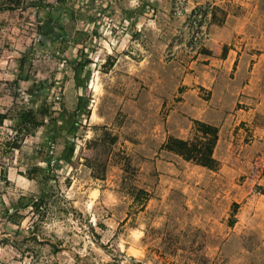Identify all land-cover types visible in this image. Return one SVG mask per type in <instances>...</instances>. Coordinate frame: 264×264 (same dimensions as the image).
I'll use <instances>...</instances> for the list:
<instances>
[{
    "label": "rangeland",
    "instance_id": "1",
    "mask_svg": "<svg viewBox=\"0 0 264 264\" xmlns=\"http://www.w3.org/2000/svg\"><path fill=\"white\" fill-rule=\"evenodd\" d=\"M186 1L197 50L177 0H0V264H264V0Z\"/></svg>",
    "mask_w": 264,
    "mask_h": 264
},
{
    "label": "trees",
    "instance_id": "2",
    "mask_svg": "<svg viewBox=\"0 0 264 264\" xmlns=\"http://www.w3.org/2000/svg\"><path fill=\"white\" fill-rule=\"evenodd\" d=\"M63 1V0H58ZM3 6L0 4V11ZM10 9V7H7ZM41 29H43L41 27ZM42 34H45L42 30ZM63 36L62 34L58 35V39ZM90 61H86L85 63H81L80 69H83ZM78 70V69H77ZM81 71L76 72V76L79 78ZM20 79L26 80V77L23 74L19 75ZM85 105H82L81 108H85ZM8 118V113L0 112V125H3L5 120ZM18 118L26 121H31L35 126H41L35 115V111L33 109H28L23 112L18 113ZM195 131L196 134L194 138L191 139H183L174 136H170L167 141L163 145V149L170 151L178 156H181L186 161H193L198 165L209 169H217L218 161L214 157L216 146L219 142L220 138V129L218 126L201 121H195ZM21 146L18 141H15L11 144V148L19 149ZM258 190L264 194V187H258ZM146 191L141 189L139 191V195L141 198ZM36 200V201H35ZM43 202V199H33L32 205L39 206L40 203ZM17 211L12 213L10 218H14Z\"/></svg>",
    "mask_w": 264,
    "mask_h": 264
},
{
    "label": "built area",
    "instance_id": "3",
    "mask_svg": "<svg viewBox=\"0 0 264 264\" xmlns=\"http://www.w3.org/2000/svg\"><path fill=\"white\" fill-rule=\"evenodd\" d=\"M174 12L182 18V29L188 33L191 46L195 45V50L203 48L212 40L213 3L191 4L186 0H177Z\"/></svg>",
    "mask_w": 264,
    "mask_h": 264
},
{
    "label": "crops",
    "instance_id": "4",
    "mask_svg": "<svg viewBox=\"0 0 264 264\" xmlns=\"http://www.w3.org/2000/svg\"><path fill=\"white\" fill-rule=\"evenodd\" d=\"M174 137H178V138H182V137H179L178 135H173ZM183 139H186V138H183Z\"/></svg>",
    "mask_w": 264,
    "mask_h": 264
},
{
    "label": "bare ground",
    "instance_id": "5",
    "mask_svg": "<svg viewBox=\"0 0 264 264\" xmlns=\"http://www.w3.org/2000/svg\"><path fill=\"white\" fill-rule=\"evenodd\" d=\"M95 91H97V87H95Z\"/></svg>",
    "mask_w": 264,
    "mask_h": 264
}]
</instances>
